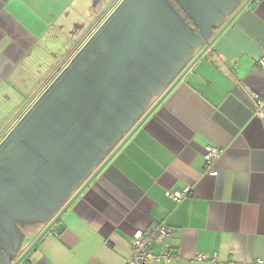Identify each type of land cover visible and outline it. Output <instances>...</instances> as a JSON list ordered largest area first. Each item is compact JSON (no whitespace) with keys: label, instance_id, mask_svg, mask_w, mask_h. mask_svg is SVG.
I'll return each mask as SVG.
<instances>
[{"label":"crops","instance_id":"0c3cea01","mask_svg":"<svg viewBox=\"0 0 264 264\" xmlns=\"http://www.w3.org/2000/svg\"><path fill=\"white\" fill-rule=\"evenodd\" d=\"M248 1L168 0L179 18L151 52L158 89L119 143L155 109L53 223L111 153L91 139L5 141L122 0H0V264H126L133 233L159 225L171 236L152 252L173 258L145 264L264 261V121L251 99H264V0ZM207 145L223 152L215 178ZM187 187L180 203L166 196Z\"/></svg>","mask_w":264,"mask_h":264},{"label":"water","instance_id":"95a60500","mask_svg":"<svg viewBox=\"0 0 264 264\" xmlns=\"http://www.w3.org/2000/svg\"><path fill=\"white\" fill-rule=\"evenodd\" d=\"M178 2L181 3L180 0ZM176 17L179 18L178 12L168 0H147V2L123 0L33 109L9 134L5 141V151L22 142L50 147V145L62 146L72 142L73 139V141L77 140L76 142L85 139L88 142L91 139L93 146L98 148L100 153L104 155L111 153L53 223L70 207L155 109L156 106L119 143V131L131 127L127 126V122L132 115L133 104H138V108L143 107L135 116L136 121L148 106V103L145 107L140 105L144 103L142 98H145V102L149 101L150 94L158 89L148 71L149 63L154 58L151 52L159 49L160 40H157V37L164 35L167 25V31L171 29V20ZM176 27L174 24L175 32ZM174 43L181 49L180 40ZM117 56L121 58V64L117 62ZM99 62L101 65L97 66ZM178 81L165 93L163 99ZM94 104L96 107L93 106ZM94 112L98 115L97 120L104 123L113 135L106 137L102 135L101 130L93 126ZM118 126L122 129H118ZM115 144L117 146L113 150ZM3 153L1 149L0 155ZM62 166V171L66 173L70 171L67 166ZM63 231L64 226L60 225L58 234Z\"/></svg>","mask_w":264,"mask_h":264},{"label":"built area","instance_id":"2783aa9c","mask_svg":"<svg viewBox=\"0 0 264 264\" xmlns=\"http://www.w3.org/2000/svg\"><path fill=\"white\" fill-rule=\"evenodd\" d=\"M263 0H249L248 5L251 3H257ZM260 65L264 68V61L259 62ZM251 99L255 108V115L258 119L264 121V99L258 94H252ZM222 150L219 148L207 145L204 147V170L203 175L215 178L219 175V170L217 164L222 157ZM193 194L191 188L187 187L181 191L166 192V196L175 203H180L182 200L190 197ZM171 236V229L163 225L156 226L148 230H137L133 233L132 239L130 242L131 252L128 257L126 264H145L147 262H162V261H171L173 254L168 251V248L165 246L162 248L161 252L158 255H155L152 252V245L160 237L169 238ZM194 261L196 263H210L218 264L217 256H210L207 254H198ZM252 264H264V261L261 259L256 260Z\"/></svg>","mask_w":264,"mask_h":264},{"label":"rangeland","instance_id":"374dc122","mask_svg":"<svg viewBox=\"0 0 264 264\" xmlns=\"http://www.w3.org/2000/svg\"><path fill=\"white\" fill-rule=\"evenodd\" d=\"M123 1V0H122ZM144 2H147V0H144ZM94 3V2H93ZM114 3V2H113ZM111 5H113V4H111ZM110 7V6H109ZM116 60H117V62L118 63H120L121 64V58L120 57H116ZM98 65H101V62H99L98 64H97V66ZM142 101H144V103L142 102L140 105H144V107H145V105H147V103H149V101L147 100L146 102H145V98H142ZM21 103H16V102H13V110H14V114H15V108H17V106L18 105H20ZM94 107H96L95 106V104L93 105ZM132 106V105H131ZM133 111H132V115H130V117H129V120H128V124H127V126H132V123H134V118H135V116H137V114L139 113V111L143 108V107H141V108H138V104H133ZM137 106V107H136ZM96 111H97V108H96ZM92 119L94 120L93 121V126L94 127H96L98 130H101L102 132H103V134L102 135H105L106 137H109V136H111V135H113V133H111V131L108 129V127H106L105 126V124L104 123H101L99 120H97L98 119V115L96 114V112H94L93 113V115H92ZM95 121H97V122H95ZM118 129H122L121 127H119L118 126ZM22 242H23V240L21 241V244H22ZM33 245V244H32ZM32 245L31 246H28V251L31 249V247H32Z\"/></svg>","mask_w":264,"mask_h":264}]
</instances>
